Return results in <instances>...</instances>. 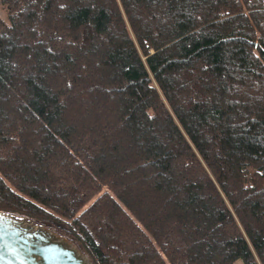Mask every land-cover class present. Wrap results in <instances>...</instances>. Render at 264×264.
Here are the masks:
<instances>
[{
	"label": "trees",
	"instance_id": "16d2710c",
	"mask_svg": "<svg viewBox=\"0 0 264 264\" xmlns=\"http://www.w3.org/2000/svg\"><path fill=\"white\" fill-rule=\"evenodd\" d=\"M0 7V211L92 264H264V0Z\"/></svg>",
	"mask_w": 264,
	"mask_h": 264
},
{
	"label": "water",
	"instance_id": "95a60500",
	"mask_svg": "<svg viewBox=\"0 0 264 264\" xmlns=\"http://www.w3.org/2000/svg\"><path fill=\"white\" fill-rule=\"evenodd\" d=\"M0 264H92L79 248L53 229L0 211Z\"/></svg>",
	"mask_w": 264,
	"mask_h": 264
},
{
	"label": "rangeland",
	"instance_id": "374dc122",
	"mask_svg": "<svg viewBox=\"0 0 264 264\" xmlns=\"http://www.w3.org/2000/svg\"><path fill=\"white\" fill-rule=\"evenodd\" d=\"M0 18L3 21H6V13L3 11V9L0 7Z\"/></svg>",
	"mask_w": 264,
	"mask_h": 264
}]
</instances>
